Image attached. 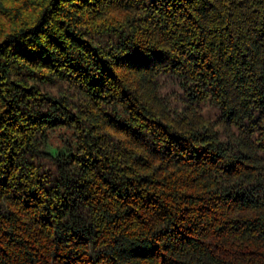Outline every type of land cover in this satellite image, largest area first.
I'll return each mask as SVG.
<instances>
[{
  "label": "trees",
  "instance_id": "obj_1",
  "mask_svg": "<svg viewBox=\"0 0 264 264\" xmlns=\"http://www.w3.org/2000/svg\"><path fill=\"white\" fill-rule=\"evenodd\" d=\"M0 264H264V0H0Z\"/></svg>",
  "mask_w": 264,
  "mask_h": 264
}]
</instances>
